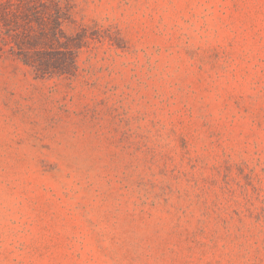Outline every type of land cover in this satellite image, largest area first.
<instances>
[{
  "label": "rangeland",
  "instance_id": "rangeland-1",
  "mask_svg": "<svg viewBox=\"0 0 264 264\" xmlns=\"http://www.w3.org/2000/svg\"><path fill=\"white\" fill-rule=\"evenodd\" d=\"M0 264H264V0H0Z\"/></svg>",
  "mask_w": 264,
  "mask_h": 264
},
{
  "label": "trees",
  "instance_id": "trees-1",
  "mask_svg": "<svg viewBox=\"0 0 264 264\" xmlns=\"http://www.w3.org/2000/svg\"><path fill=\"white\" fill-rule=\"evenodd\" d=\"M26 7L30 13L34 14L33 11L36 10L34 6L29 4ZM51 18H53V25L51 34L48 35L47 38L60 45V49L56 50L54 48L52 49V47H49L48 49V45L44 43L42 45L44 50H37L36 48L41 45L38 44L40 43L38 40H26V45L29 50L33 49L34 51H32V53L29 51H24V49L19 46L20 44L15 42V46H17V49H19V52H16V56L24 65L31 66L41 73H47L49 70L59 69L60 67L61 73L65 74L68 73V69L76 66V60L74 57H72L73 53L71 51V47L80 48L78 46L80 43L79 41H83L85 36H83L82 33H77L75 38L73 36H67L64 33L62 26L66 18L60 7L55 9V13ZM62 39H64V41H62ZM62 61L64 64H59Z\"/></svg>",
  "mask_w": 264,
  "mask_h": 264
}]
</instances>
